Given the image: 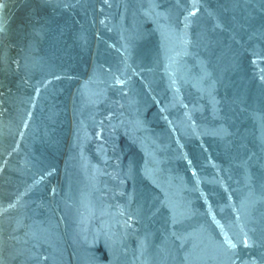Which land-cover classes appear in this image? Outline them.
I'll use <instances>...</instances> for the list:
<instances>
[{"label": "water", "instance_id": "95a60500", "mask_svg": "<svg viewBox=\"0 0 264 264\" xmlns=\"http://www.w3.org/2000/svg\"><path fill=\"white\" fill-rule=\"evenodd\" d=\"M0 264H264V0H0Z\"/></svg>", "mask_w": 264, "mask_h": 264}]
</instances>
